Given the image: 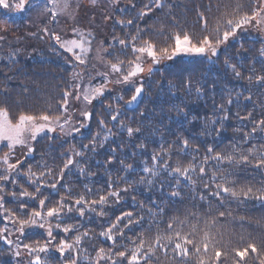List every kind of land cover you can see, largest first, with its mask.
I'll return each mask as SVG.
<instances>
[{"label": "trees", "instance_id": "obj_1", "mask_svg": "<svg viewBox=\"0 0 264 264\" xmlns=\"http://www.w3.org/2000/svg\"><path fill=\"white\" fill-rule=\"evenodd\" d=\"M162 2L165 7L157 8L154 0H119L116 13H111L106 22L108 26L105 25L103 29L93 27L97 34L96 39L102 38L105 43L107 42L108 60L116 62L119 59L128 62L134 59L131 46L125 48L114 43V37L130 42L131 37L136 36L139 29L143 40H151L159 48L172 43L171 34L174 32H188L194 38L205 34L200 13H203L211 27L223 12L231 13L237 4L243 6L241 11H252V0H162ZM44 3L45 0L30 2L29 36L32 43L20 44L21 39L12 38L10 35L0 47V49L6 47L8 51H18L15 58L4 56L6 60L0 59V107H6L13 118L21 112L47 111L49 114H60L64 93L71 92L74 86L75 67L64 62V54H67L61 53V48L52 36V33H56L63 37L71 28L60 29L56 24L58 16L53 20L52 13L44 10ZM85 5L80 2L82 9L79 20H83L91 12L94 15L96 11L93 8H85ZM48 6L51 7L50 4ZM141 10L148 14L140 17ZM2 12L0 7V16ZM40 12L44 13V16L37 21V13ZM61 20L59 19L58 23L63 24ZM117 20H132L133 23L120 25L116 23ZM85 23L81 27L82 30L86 28ZM44 29L48 31L45 32ZM241 39L243 48L239 42L230 40L227 47L221 46L218 55L211 60L204 57H189L188 60L178 58L171 63L158 64L154 71L144 78L145 96L141 106L134 111L126 109L128 100H125L134 91L132 88L123 89L126 90L123 92L126 97L120 101L115 100L114 90L113 94L107 93L98 98L91 104V119L79 134L69 141L56 139L51 141L53 144L51 142L37 144L38 155L33 160L27 159L20 167L22 173H26L28 167H31L37 174L51 169V176L44 178L51 183L73 149L84 153L83 156L73 157L77 163L64 170L63 179L59 181L56 189L41 187V196L35 201L28 200L29 210L39 209L38 200L44 196V192L47 197L45 205L47 208L55 206L62 197L66 203L75 207L74 201L80 195L92 200L98 199L99 195L110 190L120 191L119 202L109 197V203L104 206L107 215L99 216L98 208L97 212L90 214L91 216L87 215V225L79 228V233L90 231V237H84L79 245L78 264H90V261H94L96 251L100 247L109 249L111 241L99 238L102 237L99 233L125 212H131L134 220L140 217L143 219L139 224L134 222L129 228L123 229L124 238H117V251L123 250L121 245L133 249L135 245L131 241L139 243L138 237L142 236L151 242L158 232L167 233L169 231L167 223L175 217L187 221L183 229L186 233L191 230L190 224H197V232L194 234L197 242L203 237L204 230L209 231L214 242H218L216 246L227 254L222 255L221 264H233L232 249L244 247L248 243H255L261 255H264V203L256 200L238 201L227 194H224L223 200L210 195L209 191L215 187L209 179L215 168L214 161L207 165V175L202 176L198 170L196 173H190L195 184L167 171L161 170L158 176L144 171L146 167L154 169L159 167L152 160V156L159 153L161 147L168 149L171 146L170 166H175L177 160L185 165L190 161L199 165L207 146L224 154L232 152L238 158L239 153L233 152L234 147L244 151L253 145L259 148L264 144V133L259 129L250 140L244 141V133L250 132L253 121L264 119V86L255 81L256 75H264V62L259 53L264 47V42L258 39V36L252 37L249 30L242 34ZM136 43L139 45L141 41L138 40ZM1 53L6 52L0 51ZM225 61L237 65L241 78L235 76ZM253 67L255 73L252 71ZM80 73L78 74H83ZM249 75L253 76L251 82L247 79ZM95 81L98 80L95 78ZM198 88L199 93L196 91ZM246 96H251V101L246 100ZM229 97L233 100L231 105L227 104ZM220 105L224 106L228 115L222 127L220 120L224 112L221 111ZM117 111L119 115L117 120L113 121L111 116ZM249 112L252 113L251 119H240L246 117ZM212 120H216L217 123L212 124ZM121 122L125 127H121ZM127 127L139 128L140 131L134 132L130 137L126 131ZM105 135H108V139L101 143ZM182 138L189 140V148L186 150L188 154L180 148ZM93 141L96 143L94 151ZM141 145L145 147L142 148ZM69 146L71 147L66 152ZM197 148L199 151H195ZM127 165L132 167L129 169ZM81 167L85 170L83 173L80 171ZM220 167L226 171L218 173L216 183L222 182V177L226 176L228 182L235 181L236 187L241 185L264 187V169L226 162ZM26 178L22 174L18 178V184L12 186L10 183L8 187L17 193L21 190V185L29 192L34 191L37 185H32ZM205 183L211 186L210 189L204 187ZM228 186L233 185L229 183ZM125 188L128 189L127 192L123 191ZM173 192L179 195L173 196ZM201 196L204 199H201ZM5 201L6 207L14 210L18 208V203L14 202L11 196L6 195ZM74 212L76 211L72 213ZM220 212H224L225 215L220 217ZM69 216L66 217L67 224L76 225L79 222L76 214ZM213 219L216 220L215 225L211 224ZM125 222L126 219L120 227L123 228ZM79 233L70 232L67 238L73 241L75 235ZM0 249L2 261L6 260L7 258L2 255L3 252L6 254V249ZM156 255L159 256V260H153L152 264H183L181 260L173 259L170 251L165 257L157 249ZM208 255L211 256V248ZM85 256L90 259L85 260ZM68 261L69 259L67 263ZM186 264H197L194 252ZM246 264H259L257 255L250 253L246 258Z\"/></svg>", "mask_w": 264, "mask_h": 264}, {"label": "snow or ice", "instance_id": "obj_2", "mask_svg": "<svg viewBox=\"0 0 264 264\" xmlns=\"http://www.w3.org/2000/svg\"><path fill=\"white\" fill-rule=\"evenodd\" d=\"M93 2H95V0H93ZM113 3H119V0H113ZM154 3L157 8L165 7L162 0H154ZM49 4L51 7L48 6ZM30 6V0H0V7L13 12H23ZM70 7L71 0H45L44 3V10L52 13L51 18L53 20L56 19L57 15L68 13ZM133 7H135V5H133ZM242 7V5L237 4L232 9L231 13L228 11L223 12L221 17L217 18L215 24L211 27L209 26L207 19L204 18L203 13H200L203 23V32L205 34L194 38L188 32H174L171 34L172 43L159 48L151 40H143L140 36L141 30L139 29L137 30V35L131 37L130 42L114 37V43H118L125 48L131 46L134 54V59L128 62L119 59H117L116 62H112L111 60L106 61L109 71L113 74H119L115 81L116 83H131L133 85L134 94L131 95V98L126 103L132 104L137 102L138 98L141 97V94L144 92L143 80L140 79L137 82L134 78L141 77L145 71L149 74L153 72V67L151 65L145 68V57L150 58L152 65H158L162 60H173L175 57L182 55L204 57L211 60L212 57L218 55L221 46L227 47L230 40L239 42L240 47L243 48L241 36L249 30V27L264 32V0H252L251 12L241 11ZM147 14L148 13L143 10L139 12L140 17ZM107 18L110 17H106V19ZM116 23L120 25H131L133 21L117 20ZM44 31L47 32L48 30L44 29ZM73 31L77 33L79 38L62 40L61 36L56 33H52V36L61 48L71 52L75 56V59L83 64L85 63L87 54L93 50L91 47V40L88 38L91 36V33L85 35V33L79 29H73ZM2 39L3 37H0V40ZM138 40L141 41L139 45L136 43ZM101 51L107 52V49L96 50L97 59L104 60L105 58L101 56ZM259 53L262 62H264V47L259 50ZM225 63L231 68L237 78H241V73L236 64H230L227 61H225ZM252 71L255 73L256 70L254 67ZM77 75L79 74H74V77ZM100 75L104 77L105 82L97 85H92L89 82L88 86L83 90H81L79 84L74 85L73 87L76 91L74 99L77 101H83L85 106H87L91 105L93 101L97 100L99 97H103L107 89V84L112 81L108 80L109 73H101ZM247 79L251 82L253 76L249 75ZM255 81L257 84L264 86V75H256ZM188 87L189 89L191 88L190 83ZM196 91L199 93L200 89L198 88ZM70 95L71 92L65 91L64 99L61 101L60 114H49L47 111L40 113L21 112L13 118L6 107H0V146L8 149V151L0 156V165L3 166V170L0 172V210L3 211L5 220L12 225L15 232L20 236L25 234V229L40 228L45 229L48 237L47 241L43 244H41L40 241H35V246L33 244H23V248L27 251L29 256L35 254L34 259L30 261V264H47V262L41 258L40 253L48 252L49 245L55 240V237L53 236L54 229H59L64 233H79L80 225L61 224L60 218L63 214L76 211L79 216L83 217L86 210L89 212H97L99 208L98 215L105 216L107 213L104 211V206L109 203V197L113 198L116 202H119L121 199L120 191L110 190L105 194L99 195L98 199L89 200L86 199L85 196L80 195L74 201L75 207H73L72 204L66 203L65 198L62 197L55 206L45 208L47 197H42L38 200L39 210L36 208L29 210L28 200L35 201L38 196H41V187L56 189L59 181L63 179L64 170L77 163L73 157L83 156L84 153L73 149L72 154L67 158L63 168L56 177H53V182L51 183H48L47 180L44 179L47 176H51V169L37 174L31 167H28L27 172L22 173L20 165L23 161L16 160L15 162H10V156L15 153L17 147L25 150V157L31 155L35 151L32 144L37 140L38 136H41V134L47 135V133H54L59 130L63 135H72L73 133L80 132L82 128L86 127L84 121L91 119L92 113L88 111L86 107L85 110L80 113L84 118V121H79L74 124L72 122V116L68 111V97ZM121 99H123V97H121ZM245 99L251 101V96H246ZM232 103L233 100L229 97L227 99V104L231 105ZM220 109L224 112V115L220 120L222 127L223 121L228 119V115L223 105H220ZM118 115L119 112L117 111L116 114L111 116V119L116 121ZM237 116H239V113H237ZM251 118V112H249L246 117H240L241 120ZM101 123H103V121H101ZM211 123L216 124L217 121L212 120ZM121 127H125L123 122H121ZM258 129L261 133H264V119L253 121V126L250 132L244 133V141L247 142L250 140L252 135L255 134ZM126 131L131 137L134 132H139L140 129L127 127ZM108 134H111L110 129L108 130ZM107 139L108 135H105L101 143ZM95 147L96 143L93 141V151L95 150ZM141 147L143 148L145 145H141ZM180 148L182 151H185V154H188L186 150L189 148V140L182 138L180 141ZM113 151L115 150L113 149ZM195 151H199V149L197 148ZM233 152L239 153V157L237 158L232 152L224 154L214 151L211 146H207L205 155L199 165H196L191 161L185 165L177 160L175 166H170L172 148L171 146L168 149L161 147V151L159 153H154L152 156V160L159 167L155 169L146 167L144 171L153 176H158L161 170L167 171L169 174L183 177L195 184L190 173H196L198 170L202 176L207 175L206 167L210 161H214L215 168L211 172L209 179L214 183L215 187L214 190L209 191L210 195L223 200L224 194H227V196L235 198L238 201L256 200L264 203V187L254 188L251 185H241L236 187L235 181L228 182L226 176L222 177V182H215L218 173L226 171L220 167V165L225 162L228 164L235 163L237 165L247 164L257 169H264V144L260 145L259 148L253 145L244 151L234 147ZM194 159L195 157L193 156V160ZM45 167L47 166L45 165ZM131 167V165H127V168L130 169ZM80 171L83 173L85 170L81 167ZM22 174L27 177L32 185H37L34 191L29 192L21 185V190L18 193L16 191L6 192V185L8 183H11L12 185L18 184V178ZM149 183H151V181H149ZM229 183L233 186H228ZM204 187L210 189L211 186L208 183H205ZM123 191L127 192L128 189L125 188ZM6 195L11 196L14 202L18 203L17 209L14 210L5 206ZM172 195L176 196L179 195V193L173 192ZM200 198L204 199L203 196ZM224 215V212L219 213L220 217H223ZM53 219L57 221L55 224L52 222ZM125 219L126 222L123 223L122 228L120 225ZM142 219L143 217L134 220L131 212H125L121 216L116 217L114 222H110L109 226L101 231L99 235L106 238V240L111 241V246L108 250L100 247L96 251L94 261H90V264H101V261H103L104 264H152L153 260H159V256L156 255L157 249H159L165 257L168 256L170 251L172 258L181 260L183 264H186V261L191 256L192 252L195 253L197 264H221L222 255H227L216 246V243L218 242H214V239L210 236L208 230H204L203 237L197 242L194 239V234L197 232V224H190L189 227L191 230L186 233L183 229L187 221L179 220V218L175 217L167 223V229L169 230L167 233L158 232L151 242L142 236L138 237L139 243L135 240L131 241V243L135 245L133 249H128L126 246L121 245L120 247L123 250L117 251V238H124L123 229L129 228L134 222L139 224V221ZM211 224L215 225L216 220L213 219ZM10 235L11 233L7 224L5 227L0 228V240H3L7 245H13L15 243L16 251L14 254L19 257L21 255L19 250L21 244L10 239ZM84 237H90V231L86 230L75 235L74 240L71 243L66 239H62L56 245L61 254H64L65 251L76 253L75 255L70 256L68 264H78L80 258L79 245H81ZM210 248L211 256L208 255ZM232 253L234 254L233 264H246V258L250 253L257 255L259 264H264V255H261L260 249H258L255 243H248L244 247L233 248ZM89 259L88 256H85V260Z\"/></svg>", "mask_w": 264, "mask_h": 264}, {"label": "rangeland", "instance_id": "obj_3", "mask_svg": "<svg viewBox=\"0 0 264 264\" xmlns=\"http://www.w3.org/2000/svg\"><path fill=\"white\" fill-rule=\"evenodd\" d=\"M33 0H30V2H32ZM80 2H83L84 4H86L85 8L87 9H95L96 11H94V15L93 12H91V14H88L87 16H85V18L83 20H79L80 19V11H81V7H80ZM80 2H78L77 0H73V2L71 3V7L68 10V13L65 14H61V15H57L58 16V20L62 19V23L60 24L58 23V20L56 21L57 25L60 27V29H69L68 27L71 28V30L67 31V34H65L62 38V40H67V39H77L79 38L77 33H75L73 31V29H79L80 31H82L83 33H85V35H87L88 33H91V36H89L88 38L91 40V47H92V51L89 52L86 56V60L85 63L81 64L79 61H77L75 59V56L71 53L68 52L66 49L61 48L60 45L59 47L61 48V53H66L67 55L64 54V62L71 64V66L75 67V74H81L80 72H83L82 75H77L75 76L74 79V85L79 84L81 86V90H83L84 88H86L89 84V82L92 85H97L100 83L105 82V79L103 76H101V73H109L108 76V80L112 81L111 83L107 84V89L105 91V95L107 93L109 94H113L114 91H116V97L115 100H123L126 97V94H123L124 91L123 89L128 88V90H130L129 88L133 89V85L131 83L128 84H120V83H116L115 81L118 78L119 74H113L109 71V68L106 65V61L107 59V54L109 53V47L106 46V43L103 41V39H96L97 34L94 31L95 29H93V27L95 28H101L103 29L105 27V25H107V21L108 18L106 19V17H110L111 13H116L117 11V3H113V0H95V2H93V0H80ZM2 8V7H1ZM2 12V16H0V37H3L2 40H0V47L2 42H4V40H8V38H10V35L12 38H16V39H21L20 44H25V45H30L32 43V38L31 36H29L30 30H31V26H30V15H29V7L26 8L25 11L23 12H13V11H9L7 9H3ZM110 12V13H108ZM108 13V14H107ZM44 13L40 12L37 13V17L36 20L39 21L41 19V17H43ZM64 15V17L62 16ZM63 19H65L63 21ZM86 22V23H85ZM83 23L87 24L85 29H81V27L83 26ZM69 25H75L74 27H71ZM108 26V25H107ZM249 31L251 33L252 37H256L258 36V39H261L264 42V32H260L257 29H254L252 27H249ZM25 33V34H24ZM28 34V35H27ZM27 36V37H26ZM25 38V39H24ZM106 46V48H105ZM97 49H107V52H103L101 51V56H103L105 59L101 60V59H97V54H96V50ZM0 51L2 52H6V53H1L0 54V59L2 60H6V58H4V56H11L13 58H15L18 54V51H8V48L3 47L0 49ZM79 51V50H77ZM186 57H191V56H177L175 57L173 60H162L161 63L166 64L168 62H173L174 60H177L178 58H186ZM192 58H200V57H192ZM66 63V64H67ZM152 66L153 67V71L154 69L157 67V65H152L150 58L145 57V68H147L148 66ZM148 75H150L147 71H145V73H143L141 75V77H137L134 78V80H136L137 82L142 79L144 80V78H146ZM95 78L98 81H95ZM88 81V83H87ZM114 90V91H113ZM134 94V91H132V93L125 99V100H129L131 98V95ZM76 95V91L74 89V87H72L71 89V95L68 97V111L72 116V122L75 124L79 121H84V118L80 115L81 111L85 110V108L87 107V110L92 112L91 110V105H87L85 106L83 101H77L74 99ZM121 97H123V99H121ZM100 98V97H99ZM123 102V101H122ZM127 104V103H126ZM89 120L84 121L86 123V125L88 124ZM83 129V128H82ZM81 129V130H82ZM80 130V132H81ZM78 133H73L72 135H63L59 132V130L57 132L54 133H47V135L41 134V136L37 137V140L33 142L32 146L34 147L35 151L32 153L33 154V158L29 159L28 157H25L24 149H21L19 147H17V149L15 150L14 154H11L10 156V162H15L16 160H21L23 161V163L20 165V167L26 162L27 159L29 160H33L37 155V144L43 143V142H51V141H56V139H68V141L76 136ZM51 144H53V142H51ZM71 146H69L66 149V152H68L69 148ZM0 156H2L4 154V152L8 151L7 148H3V146H0ZM3 170V166L0 165V172H2ZM27 179V178H26ZM28 180V179H27ZM10 186V183H8L6 185V192H10L13 190H10V188L8 187ZM13 186V185H12ZM43 197L45 196V192L43 193ZM39 210V209H38ZM92 212H89L86 210L85 215L83 217L79 216V214L77 212H74L71 214H76L79 218V222L76 225H80V228H83L84 225H87L88 223V218L87 215H90ZM69 214V215H71ZM67 213L63 214L60 218V222L62 225L67 224V220L66 217L69 216ZM91 216V215H90ZM72 217V216H69ZM75 217V216H73ZM53 224H55L57 221L55 219H53ZM81 222V224H79ZM84 223V224H83ZM7 224V226L9 227L10 233L11 235L9 236L10 239H12L14 242H18L21 244L20 247V253L21 255L19 257L15 256V243L13 245H7L3 240H0V248H5L6 249V254L3 252L2 255L5 256V258H7L6 260L2 261V258L0 256V264H30V261H32L34 259V255L29 256L27 251L23 248V244H33L35 241H40L41 244L45 243L48 239L47 237V233L45 231V229H40V228H31V229H25V234L23 236H20L18 233L15 232V229L12 227V225L5 220L4 218V214L3 211L0 210V228L5 227V225ZM70 233V232H69ZM69 233H64L63 231L59 230V229H54L53 230V236L55 237V240L53 241L52 244L49 245V250L46 253H40L41 258L43 260H45L47 262V264H54L55 263H59V264H68L67 263V259L70 258V256L75 255L74 252H70V251H65L64 254H61L58 250V248L56 247V245L59 243L60 240L62 239H66L68 240L70 243L73 242L70 239L67 238V235ZM99 238H104V237H99ZM73 240V238H72ZM106 239L104 238V241ZM35 246V245H34ZM2 249H0L1 252ZM103 261H101L102 264Z\"/></svg>", "mask_w": 264, "mask_h": 264}, {"label": "water", "instance_id": "obj_4", "mask_svg": "<svg viewBox=\"0 0 264 264\" xmlns=\"http://www.w3.org/2000/svg\"><path fill=\"white\" fill-rule=\"evenodd\" d=\"M188 60V58H186ZM144 96H145V89H144V92L141 94V97L138 98L137 102H134L132 104H126V109L127 110H130V111H134L135 109H138L141 104H142V100L144 99ZM28 158H33V154L27 156Z\"/></svg>", "mask_w": 264, "mask_h": 264}]
</instances>
